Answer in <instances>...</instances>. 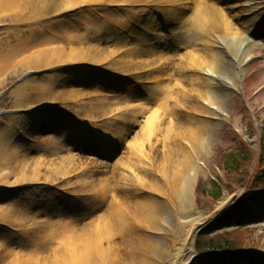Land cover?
<instances>
[{
  "label": "bare ground",
  "instance_id": "6f19581e",
  "mask_svg": "<svg viewBox=\"0 0 264 264\" xmlns=\"http://www.w3.org/2000/svg\"><path fill=\"white\" fill-rule=\"evenodd\" d=\"M43 1L0 0V16L14 19L18 13L29 11L38 15L37 24L16 32L18 43L0 55V77L18 67L11 54H24L19 64L39 71L49 70L54 59L68 62L97 57L105 62L111 55L101 49L93 55V48L106 37L112 38L114 47L125 48L132 42L127 41L132 30L127 34L117 30L116 27H123L118 26L120 22L112 30L100 17L86 15L82 21H74L65 13L91 4L89 0H53L50 9L55 12L40 11L43 6L39 3L44 4ZM147 1L153 2L119 3L131 4L132 18L147 10L145 25L155 32L161 25L162 33L156 39L164 40L167 51L159 50V40L140 34L133 44L145 48H136L132 55L145 56L144 68L124 72L148 70L155 65L162 69L171 64V57H176L177 63L165 72L156 74L154 68L144 72L148 74L145 79L155 81L154 86L144 89L141 85L125 84L113 89L114 85H108L104 89L101 85L99 90L110 94L74 105L76 118L71 119L33 112L47 102L62 103L59 108H65L64 103L71 97L80 98L82 95H68L67 90L60 92L66 89V82L79 78L77 73L67 77L58 70L40 73L13 93L14 108L32 110L33 114H14L0 129V264H176L180 258L187 261L192 256L190 251L186 253L187 247L204 219L197 218L192 207L195 186L191 174L200 170L202 149L213 132V123L200 115L215 113L207 105L197 103L195 97L221 108L225 97L213 89L210 79L190 76L186 71L194 66L223 76L231 71L221 52L212 50L214 38L210 34L220 30L221 22L226 20L214 0H197L192 14L172 8L138 11V4ZM107 2L94 0L102 3L107 22L111 24L114 18L124 21L104 7ZM55 13L60 17L54 18ZM177 31L185 33L177 37ZM65 46L66 52L58 50ZM125 60L126 57L121 58L114 64L121 67ZM163 72L171 77L170 82L160 80L165 77ZM184 107L197 112L196 116L186 114ZM54 121L58 126L53 125ZM15 127L26 133V138L22 139ZM129 131L133 134L125 142ZM90 149L107 159L123 150L111 165H97L86 162L85 154ZM29 182L54 184L72 195L43 184L26 187L18 198H9L8 189ZM180 208L188 211L182 214ZM163 219L172 220L177 232L173 247L167 246L165 235L146 232H167ZM158 257L165 263H159Z\"/></svg>",
  "mask_w": 264,
  "mask_h": 264
},
{
  "label": "rangeland",
  "instance_id": "374dc122",
  "mask_svg": "<svg viewBox=\"0 0 264 264\" xmlns=\"http://www.w3.org/2000/svg\"><path fill=\"white\" fill-rule=\"evenodd\" d=\"M92 3L84 5L82 7H74L70 8V10L66 11L65 13L71 17L74 21L80 20L87 15V16H94V17H100L102 19L103 24L106 26L107 24L111 26L113 30V26L117 22H121V20L113 19L111 21V24L107 22V19L104 18L103 9L101 4L103 3H94V0H89ZM108 2L105 3V8H109L111 11H115V15L119 18L132 19V12L129 11L131 4L128 3H119L124 2L125 0H119V1H113V0H107ZM154 3L159 6L156 7L154 11H157L158 9H161L160 6L164 7L163 10H166V8H171L173 10L179 9V11L182 9L181 5H177V1L174 2V6H171L173 3L169 0H153ZM179 1V0H178ZM216 5H218L217 10L221 13V15H224V18L226 21L221 22L220 30H212L210 33L212 37L214 38V45L212 47V50H219L223 57L228 61L230 64L229 67L231 71L227 73V76L223 75H216L211 72L207 71H201L200 68L197 69L194 67H188L187 74L191 75H199L204 76L207 79H210L213 84L212 87L215 90H218L221 92L222 96L225 97V103L222 108L217 110L216 106H211L213 108V111L216 113L215 115H205L207 120H210L213 123L212 129L213 132L211 136L207 138V144L205 146V149H202V153L204 154V157L201 158L199 161V169H196V173L193 172L191 174V179L194 180V190L192 191L191 197L193 199L192 207L195 210V214L197 218H203L204 220L199 223L198 227L195 230V235L192 237V240H190V243L187 247V252L190 251L192 253V256L189 260H185L183 258H180L176 264H187L189 263L193 258L198 256V252L196 250V236L198 229L204 228L206 225L210 224V222L214 221L220 214L226 212L235 202H237L238 197L243 195L245 192L244 187L240 186L238 183V176L234 173H226L230 175V183H223V196L219 198L217 201H209L205 196L203 195V187L210 184L211 180H214V178L221 176L224 178L223 174L219 172V168H223V154L228 147H230L234 142L233 135L234 131L242 132L244 134L245 131H247V120L245 119L246 112L247 114L251 113L252 110L255 111L257 117L261 120V126L264 125V91L260 94H256V91L260 88L264 90V0H214ZM44 4H40L41 10H48L50 12H53L55 9L52 8L53 0H45L43 1ZM184 6L183 9L190 8L188 14H192L193 9L195 8L197 4V0H180L179 2ZM151 6L148 1L147 3H139L138 4V11L144 9V8H150L146 7ZM91 11L90 14H87V12ZM55 12V11H54ZM85 14V15H84ZM158 13H156L157 15ZM139 19L142 23L140 24V27H136L135 25L132 27V32L128 34V46L125 48L123 46H117L114 47L112 44V38H105L100 42V44H97L93 48V55L96 54L99 49L105 50V54L107 56H110L108 60L105 62H100V60L95 57H85V58H76L77 60H69L68 62H60L57 61V59L54 61H51L52 67L49 68V70H30L28 67H24L20 65L19 63L23 60L24 54H18L15 53V55H12V60L15 62L18 67L16 69L9 70L5 75L0 77V129L5 127L7 122L10 120V116L14 114H30L33 111L32 110H24L22 108H14V102L15 97L13 96V93L20 88L27 80L31 79L32 77H36L37 74L40 73H51L50 71H61L64 72L63 74L65 77H67L68 74L77 73L79 75V78H75L74 81L66 82L65 90H60V92L63 94L67 90V94L73 93L76 97H81L78 99L70 98L67 100L63 107L65 108H59L62 107L61 103H52V104H45L43 107H38L34 110L33 113L38 111L39 113H46L48 115H61L65 116L68 119H71V116L69 117V113H74L73 106L79 103H85L92 100L99 99L101 96H105L106 94H110L108 91H100L101 85L102 88H108L109 86H113L115 89L116 87H123L125 84L132 85V84H142L144 88L152 87L155 84V81L153 80H147L144 78V76L148 75L147 73H144L146 71L149 72V70H136L133 72L126 73L124 71L131 70V69H138L142 68L144 64L143 61L145 60V56H142V58H137L136 56H133L134 51L136 48H142L145 47H138L134 46L133 41L138 39L140 34H143L141 31V28L147 30L148 32L152 33V37L145 35L146 37L158 42V40L161 42L159 43V50L167 51L164 48V43L162 39H156L158 33H162L161 25L159 26V29L155 30L149 26L145 25V19L149 16V14L145 11L138 13ZM38 16L36 13L32 12H22L18 13L14 19H11V17L6 16H0V55L2 53H5L7 51H10V47L16 45L18 43L17 41V33L18 31H21L24 29L29 28L30 25L34 26L37 24V19L35 18ZM54 18H59L60 16L56 13L53 15ZM141 16L143 18L141 19ZM49 19V18H48ZM6 20V21H5ZM47 20V19H46ZM5 21V22H4ZM178 25V24H177ZM176 25V27H177ZM117 30L124 34L121 29L123 27H116ZM47 33L50 34V30ZM181 33H185L184 31H177V37ZM116 35V34H115ZM117 36V35H116ZM39 39V38H38ZM151 40V42H152ZM56 41V40H55ZM115 41V40H114ZM153 41V42H154ZM249 41L250 45L247 48V52L245 54V58L242 61V67L244 69L245 73V82L247 87V92L249 94L248 99L244 98L242 96L240 88H239V82H238V74L236 70V64L234 62V57L239 58L237 52L239 51L240 44L242 42ZM132 43V44H131ZM145 43V42H144ZM62 45V44H61ZM59 45V46H61ZM55 46L57 47L56 43ZM86 46V45H82ZM55 47V48H56ZM68 46L65 47H58V50L61 52H66ZM127 48V49H126ZM126 54L124 55V52ZM189 49V48H188ZM10 53V52H9ZM122 53L121 55H119ZM22 55V57H21ZM16 56H19V58H16ZM88 56V55H86ZM21 57V58H20ZM126 57L125 62L121 65V67H117V65L114 64L116 60H119L121 58ZM155 56H152V59ZM176 57H171L170 65H165L162 67V69H156V65L154 68V72L156 74L159 71H166L168 66L174 65L177 63ZM137 61V64H136ZM162 61V60H161ZM169 61V60H168ZM13 62V63H14ZM59 63V64H58ZM62 63V64H60ZM151 64V63H150ZM126 65H129L130 67H126ZM154 66V64L152 65ZM165 67V68H164ZM144 68V67H143ZM152 67L149 68L150 70L153 69ZM164 68V70H163ZM229 69V70H230ZM68 71V72H66ZM104 71H111L112 73H115L116 75L120 76H114L110 75ZM165 77H162L160 80H163L165 82H170V76L167 73H164ZM161 76H164V75ZM167 75V76H166ZM141 76V80H137L138 77ZM123 80H121V79ZM134 80V81H132ZM125 81V83H123ZM132 81V82H130ZM175 83V81H173ZM172 82V83H173ZM61 87V88H64ZM98 89V90H97ZM100 89V90H99ZM28 91V88H26ZM103 90V89H102ZM106 93V94H105ZM192 93V92H191ZM193 94V93H192ZM75 100H79L78 102H75ZM195 101L199 104L200 103H206V100H203L199 97H195ZM48 103V102H47ZM209 103V102H208ZM61 104V105H60ZM49 107V108H44ZM44 108V109H43ZM43 109V110H41ZM249 113H248V111ZM57 110V111H56ZM186 114L196 116L197 112H194L189 110L188 108L184 107L182 109ZM56 111V112H55ZM32 113V114H33ZM61 113V114H59ZM69 114V115H68ZM31 122V121H30ZM33 124V123H32ZM53 125L58 126L57 122H53ZM16 131L19 128H16ZM38 130V129H37ZM22 130L19 129L18 134L20 137L26 138V133L21 132ZM35 131V130H34ZM38 135H41L39 132H36ZM133 132L129 131L128 134H126V141L130 140L131 135ZM257 139L255 137L253 140ZM256 142V140L254 141ZM253 148L249 146V150L251 155H254L256 157V153L258 151L256 148L259 147V144L256 142L253 144ZM162 146V144H161ZM101 150V149H100ZM123 149H121L117 154H114L113 156H110L109 159L105 157H101L97 152L91 153L94 150H89L86 152V162L96 163L97 165H100L102 163H108L111 165L113 162H115L121 155ZM31 151V150H30ZM116 151V148L114 149ZM169 151H171L169 149ZM113 154V153H111ZM32 155H35L32 153ZM15 158V156H13ZM159 159H157V162ZM224 169V168H223ZM247 169V166H246ZM221 173V174H220ZM219 174V176H218ZM236 177V179H234ZM236 180V181H234ZM47 185L51 186L50 189L52 190H60L64 194H68L71 196V193H68L65 188H57L54 184L46 183V182H29L17 185L15 187H12L7 190V195H9V198L17 197L20 195L19 192L23 190L26 187H35V186H41V185ZM54 185V186H52ZM205 189V187H204ZM12 193H16L15 196L12 195ZM73 197V196H72ZM71 197V198H72ZM8 199V197H7ZM182 200H180V203ZM181 213L184 214L188 211L187 208H180ZM187 209V210H186ZM258 219L261 225L257 228H246L242 231H238L237 233L240 235L245 236L248 238V241L250 244L254 247L261 246L264 247V208L261 209L260 214L258 215ZM172 220L163 219L161 222L165 228L168 230L167 232L164 230L163 232H160L157 230L147 229L149 233H154L155 231L160 232L162 235H165L166 243L168 247H173L175 242L173 241L174 237L176 236V233L174 228L171 225ZM174 224V221L172 222ZM147 232V233H148ZM235 232V231H233ZM247 240V239H246ZM165 258V256H164ZM159 263H165L164 260L161 257H158ZM167 259V258H165ZM208 261V260H207Z\"/></svg>",
  "mask_w": 264,
  "mask_h": 264
},
{
  "label": "trees",
  "instance_id": "16d2710c",
  "mask_svg": "<svg viewBox=\"0 0 264 264\" xmlns=\"http://www.w3.org/2000/svg\"><path fill=\"white\" fill-rule=\"evenodd\" d=\"M244 145L245 144H243L239 139H237L230 147H228V149L225 150L222 156L223 163L226 166L228 172L235 173V175L239 174L243 180H245L247 175L246 166L248 162V154ZM236 177L234 178L236 179ZM247 183L252 184L253 188L260 187V185H264V171H261L260 174L256 173V175L252 176ZM222 191V188L215 183L206 185L204 189V192L207 195L208 199L212 201L220 198L222 195ZM248 195L249 199L256 203L258 206L264 204L263 194L257 192L254 193L250 191ZM233 210L234 213L238 215V217H236L237 221L244 222L249 219H256L255 211L247 204L244 199L239 201ZM234 219L235 217L233 215H225L213 222L208 228H206L202 233H200V236L198 237L199 252L204 254L208 253L211 256H217L221 258L223 257V254L225 252L241 250L246 244V237L243 235L231 232L226 234L207 236L209 233L220 229V227L232 223ZM217 248H219L220 250H216ZM204 262V257H200L193 264H204ZM211 264L215 263L212 262ZM217 264L226 263L224 261H220Z\"/></svg>",
  "mask_w": 264,
  "mask_h": 264
},
{
  "label": "snow or ice",
  "instance_id": "6c2138e0",
  "mask_svg": "<svg viewBox=\"0 0 264 264\" xmlns=\"http://www.w3.org/2000/svg\"><path fill=\"white\" fill-rule=\"evenodd\" d=\"M161 16H163V13H160ZM142 22L137 19V18H132V19H127V20H124L122 22H120V24L118 26H123L124 28V33L127 34L128 30L132 29V27L135 25L136 27H140V24ZM141 31L149 36L150 38L152 37V33L151 32H148L147 30L141 28Z\"/></svg>",
  "mask_w": 264,
  "mask_h": 264
}]
</instances>
